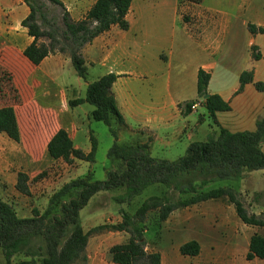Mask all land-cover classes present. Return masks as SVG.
Masks as SVG:
<instances>
[{
	"label": "crops",
	"instance_id": "1",
	"mask_svg": "<svg viewBox=\"0 0 264 264\" xmlns=\"http://www.w3.org/2000/svg\"><path fill=\"white\" fill-rule=\"evenodd\" d=\"M94 2L74 0V6L66 9L77 21ZM165 2L170 6L166 12L168 23L143 26L136 21L135 0H132L126 16L129 28L121 30L113 26L86 45L82 49V57L88 69V82L110 73L117 76L112 93L127 125L125 129H118L112 122L117 129V143H147L152 158L173 161L182 157L191 143L216 137L219 128L232 133L254 131L257 120L264 115V92L257 91L253 84H247L242 92L235 94L241 73L250 69H253L254 81L264 85V35L251 34L247 27L248 24L264 27V0H246L241 7L239 0L191 3L196 6L193 15L196 13L198 16L197 23L184 20L178 12L179 0ZM76 14L80 16L74 18ZM28 15L29 9L24 0H0V63L10 66L12 56L31 65L22 55L33 40L21 25ZM164 16L158 13L154 18L158 21ZM251 47H255L256 53L260 54L259 60L252 59ZM70 66L67 55L46 57L38 66H33L35 74L29 78L30 84L40 86L15 91L23 99L11 104L10 78L14 75L10 74V68L0 72V80H4L6 86V91L0 89V107L14 108L20 130L19 143L0 134V199L11 204L3 195L16 191L18 173H25L29 178L31 195L16 192L21 195L22 201L27 200L33 206L28 205L30 207L24 211L23 205L18 208L14 203L13 208L19 218L31 217L32 209L45 211L50 197L63 185L75 180L73 174L82 164L90 169L87 175L91 174L93 179L91 169L95 160L93 163L76 160L68 165L61 159H51L47 154V144L59 129L66 131L75 149L90 153L91 136L96 140L98 149L100 140L90 129L93 125L89 121L93 106L87 107V103L69 106L70 101L82 99L80 91H85L87 87V83L78 76L75 85L67 80L68 74H73ZM200 69L210 74L208 95H218L230 106V111L216 114V124L212 123L203 99L197 95ZM3 98L5 102L2 103ZM190 102L197 103V107L186 110L185 104ZM83 118H86V124ZM81 136L86 137L87 146H81ZM113 142L109 133L107 143L112 146ZM261 150L264 153V142ZM43 171L46 176L31 186L32 180ZM253 178L252 193L263 191L264 170L246 172L239 180L240 186L247 187L248 180ZM232 187L236 189L238 186ZM107 192L110 191L94 195L86 208L98 196L109 194ZM112 192L114 199L122 195L124 189ZM166 192L164 185L151 184L124 208L134 215L144 202L153 197H163ZM254 205L257 210L253 214L264 212L263 202ZM120 209L122 207L117 204L115 210L119 218L116 224L121 221ZM109 214L106 207L103 209L101 206H96L94 211L89 210L84 218L80 212L83 230L87 232L109 223ZM144 224L147 227L148 248L150 252L160 254L161 264H264V259H246L251 236L258 234L264 238V227L242 223L235 207L226 199L186 207L171 213L165 220L160 218V209H151L145 214ZM154 225L155 231L149 233ZM109 234L107 237L103 233L89 236L86 246L88 264H119L112 261L108 251L113 245L124 242L109 244L107 241L113 234L124 239L126 233L116 231ZM165 240L170 241L169 249L162 247ZM189 241L198 243V255L180 253V247ZM23 260H26L24 256L16 254L11 262Z\"/></svg>",
	"mask_w": 264,
	"mask_h": 264
},
{
	"label": "trees",
	"instance_id": "2",
	"mask_svg": "<svg viewBox=\"0 0 264 264\" xmlns=\"http://www.w3.org/2000/svg\"><path fill=\"white\" fill-rule=\"evenodd\" d=\"M61 10V24L49 19L31 0H24L29 15L22 21V27L32 37L31 44L23 51V57L32 65L38 66L50 55H67L75 73L87 83L84 99L69 102L70 107L82 103L93 106L90 119L104 123L114 142L107 152L111 167L106 179L96 181L89 174L84 178L70 181L55 192L48 201L45 211L32 209L31 217L19 218L11 204L0 199V252L5 264H88L86 246L93 232L109 228L112 231L124 232L128 235L122 244L113 245L109 254L113 262L119 264H161L159 253L147 249L144 217L151 209H160L161 220L178 210L202 202L226 199L231 203L242 223L248 226L264 227V213H249L244 201L232 186L211 188L200 191L192 181H182L184 177L197 175L200 186H207L221 181H239L246 172L264 170V153L261 144L264 142V115L257 120L253 132L232 133L219 128L216 137L210 136L207 141L193 142L185 154L173 161L152 158L148 152V144L121 145L117 143V129H125L127 125L119 112L112 85L117 76L110 73L94 82H88V69L82 57V49L98 36L108 32L113 26L121 30L129 28L126 16L132 0H95L91 8L80 20H73L61 0H47ZM200 3L202 0H180ZM251 34H263L264 27L248 24ZM252 59L257 61L260 54L251 47ZM210 74L200 69L197 74V95L203 99L209 117L214 124L216 114L230 111V106L218 95H208L207 86ZM247 84H253L257 91L264 92V85L254 81L253 69L244 71L239 77V88L242 92ZM205 95H208L204 99ZM195 102L185 104L191 110ZM0 134H4L15 143L20 142V130L13 107H0ZM91 151L85 154L75 149L65 130L59 129L47 144V154L51 159H61L72 165L76 160L94 162L97 142L90 137ZM29 178L19 172L15 189L24 196H30ZM160 183L167 188L163 197H153L144 202L135 212L129 214L120 209L121 221L115 225H100L85 232L81 225L80 211L86 207L90 199L106 191L124 189V193L114 198L117 204L128 205L151 184ZM182 195H190L189 199H180ZM259 196V195H256ZM35 243L21 252L25 245ZM21 253L26 260L12 263L14 255ZM180 253L196 256L199 245L189 241L180 247ZM40 258V263L34 259ZM31 259V260H30ZM248 261L264 259V238L253 234L250 238Z\"/></svg>",
	"mask_w": 264,
	"mask_h": 264
},
{
	"label": "rangeland",
	"instance_id": "3",
	"mask_svg": "<svg viewBox=\"0 0 264 264\" xmlns=\"http://www.w3.org/2000/svg\"><path fill=\"white\" fill-rule=\"evenodd\" d=\"M35 6L39 9L40 11L44 12L47 17L49 19L52 20H56V22L58 24H61V10L54 5H51L47 0H31ZM62 2H64L65 6H67L66 8H72L74 6V0H61ZM166 0H135V18L136 21L139 22L140 25L146 26V25H151V24H160V25H166L168 23V19L166 17L167 15V11L169 9V5L166 4L165 2ZM180 1V0H179ZM246 0H239L240 3V7L244 5ZM191 1H180L178 4V12H180V14L182 15V17L184 18V20L186 22H189L190 20L193 21V23H197L198 22V16L193 15L194 11L193 9H195V5H192ZM183 5V6H182ZM188 8H186V7ZM192 8V9H191ZM158 13L164 14L165 16L162 19H158V21H156L157 19L154 18V16ZM80 15H75L74 18L79 17ZM75 20V19H74ZM7 68H10V74H13L14 77L10 78V104L16 101H22L23 96L22 95H18L16 92H18L19 90L22 91V89H26V90H30L32 89V87H39V84H30L29 82V78L30 77H34V72L36 70V68H34L31 65L22 63L21 61H19L16 57H12L10 56V66L4 64L3 62L0 63V72L7 70ZM70 70L73 72V74H68L67 80H69L70 82L74 83L76 81L77 78V74L74 72L73 68L70 66ZM32 82V81H31ZM75 85V83H74ZM0 89L2 91H6V86H5V81L4 80H0ZM13 91L16 93L15 97L12 96ZM81 92V98L84 99L85 97V91H80ZM4 99V98H3ZM77 100V99H76ZM2 103L5 102V99L3 101H1ZM84 104V103H82ZM87 107L92 108V106L90 104H86ZM85 124H86V118H83ZM90 123L93 125L92 127H90V129L94 132V134L97 136V138L100 140L99 141V145H98V149L95 153V162L93 164L92 167V171H93V179L96 181H103L106 179V174L105 172L107 171V167H109L111 165V162L108 160L107 158V152L106 150L110 149L111 145H108L107 143V138L109 137V133L107 126L102 123V122H96V121H91L89 120ZM213 123V122H212ZM214 124V123H213ZM250 132V131H249ZM253 132V131H252ZM80 144L81 146H87V144L89 143L86 139V137L81 136L80 138ZM85 164H82V167H78L75 171V173L73 174L74 179L76 178H83V176L87 175L88 169L85 168ZM46 172H41L38 176H36L32 182H31V186H33V184H35V182L37 180H41L44 176H46ZM200 177L197 175H191L188 177H184V179H182V181H192L195 182V185L197 187L200 188V191H206L208 189L211 188H218V187H223L224 185L228 186V185H236L238 187H236V192L240 195V199H242L244 201V206L246 207V209L249 211V213H253L254 210H257L256 206H252L253 203H259V202H263L264 204V190L261 192H256V193H252L250 187L252 186V182L255 181V178H253L254 180H248V185L246 186H240V181H234V182H230V181H221V182H217L214 184H209L207 186H200ZM247 182V180H246ZM239 183V185H238ZM263 186V185H262ZM264 188V187H263ZM34 190V189H33ZM239 190H241V192H238ZM120 191H117V193H119ZM109 194H102L101 196H98L97 198H95L93 200V202L90 204V206L88 208H83L80 212H81V216L82 218H84L85 216H87V212L89 210L94 211V208H96V206H101L103 209L106 207L107 212L109 211L110 214L108 215L109 217V223L105 224L107 227H109L110 225H115V221L117 220V218H119V213L116 212V202L114 201L112 194L114 192L110 191L107 192ZM17 195H19V198ZM31 195V194H30ZM259 195V196H256ZM3 197L6 199V201L10 202L11 205L13 206V204L17 203L16 206L18 208H20L21 205H23L24 211H26L30 206L28 205H32V203H28L27 200L22 201L23 199L21 197L20 194H18L15 190L13 191H9L7 195H3ZM190 195H182L180 196V199H189ZM262 199V200H261ZM40 205V203H38ZM122 209L126 208V205H121L119 204ZM125 207V208H124ZM182 210V209H181ZM180 211V210H179ZM176 212V211H175ZM174 213V212H173ZM264 213V212H263ZM262 213H260L261 215ZM80 215V214H79ZM81 219V218H80ZM155 226L153 228L149 229V233L151 230L155 231ZM114 233L116 231H112L109 228L103 229L100 232H93L90 234V236H95L98 235L100 233H103L105 236H109V233ZM125 238L122 239V236L119 235H112L111 238L109 239V244H114V243H118L121 241L125 242L128 238V235L124 234ZM106 236V237H107ZM145 239H148V235H145ZM147 242V240H146ZM170 241H164L162 243V247L164 248L165 246H167V249L170 248L169 246ZM173 244V243H172ZM169 246V247H168ZM28 247L33 248L35 247V243L32 242L31 244L25 245L21 248V252L24 250H26ZM166 248V247H165ZM147 249L148 251H150V249L148 248V244H147ZM18 256H22L21 253L18 254ZM37 263H40V258H38V256H36L34 258ZM171 259L174 262V256L171 255ZM31 260V259H30ZM0 264H4L3 261V257L0 255Z\"/></svg>",
	"mask_w": 264,
	"mask_h": 264
},
{
	"label": "built area",
	"instance_id": "4",
	"mask_svg": "<svg viewBox=\"0 0 264 264\" xmlns=\"http://www.w3.org/2000/svg\"><path fill=\"white\" fill-rule=\"evenodd\" d=\"M197 107V103H194L192 106H191V109H194Z\"/></svg>",
	"mask_w": 264,
	"mask_h": 264
},
{
	"label": "water",
	"instance_id": "5",
	"mask_svg": "<svg viewBox=\"0 0 264 264\" xmlns=\"http://www.w3.org/2000/svg\"><path fill=\"white\" fill-rule=\"evenodd\" d=\"M208 97V95H205L204 99H206Z\"/></svg>",
	"mask_w": 264,
	"mask_h": 264
}]
</instances>
